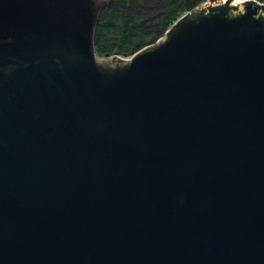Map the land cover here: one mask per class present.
<instances>
[{
  "label": "water",
  "instance_id": "obj_1",
  "mask_svg": "<svg viewBox=\"0 0 264 264\" xmlns=\"http://www.w3.org/2000/svg\"><path fill=\"white\" fill-rule=\"evenodd\" d=\"M106 1L0 0V264H264V0L96 53Z\"/></svg>",
  "mask_w": 264,
  "mask_h": 264
},
{
  "label": "trees",
  "instance_id": "obj_2",
  "mask_svg": "<svg viewBox=\"0 0 264 264\" xmlns=\"http://www.w3.org/2000/svg\"><path fill=\"white\" fill-rule=\"evenodd\" d=\"M202 0H107L94 31L96 53L132 52L165 31L182 10Z\"/></svg>",
  "mask_w": 264,
  "mask_h": 264
},
{
  "label": "rangeland",
  "instance_id": "obj_3",
  "mask_svg": "<svg viewBox=\"0 0 264 264\" xmlns=\"http://www.w3.org/2000/svg\"><path fill=\"white\" fill-rule=\"evenodd\" d=\"M204 1H206V0H202L201 2H204ZM201 2H200V3H201ZM200 3H198V4H200Z\"/></svg>",
  "mask_w": 264,
  "mask_h": 264
}]
</instances>
